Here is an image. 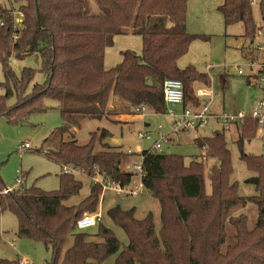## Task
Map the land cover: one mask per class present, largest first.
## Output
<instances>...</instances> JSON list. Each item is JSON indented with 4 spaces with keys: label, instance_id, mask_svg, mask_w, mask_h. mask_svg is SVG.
<instances>
[{
    "label": "trees",
    "instance_id": "obj_1",
    "mask_svg": "<svg viewBox=\"0 0 264 264\" xmlns=\"http://www.w3.org/2000/svg\"><path fill=\"white\" fill-rule=\"evenodd\" d=\"M14 1L22 15L20 26L15 22L13 9L0 4V62L7 82L13 85L0 98V116L20 122L30 113L44 111L46 100L58 102L64 124L56 132L67 135L68 140L58 144L54 159L62 166L80 168L82 175L86 170L88 177H94L96 169L104 178L128 185L134 175L121 169L124 153L103 143L110 133L102 132V149H97L95 134L89 143L79 145L73 130L85 120L135 114L140 106L164 114L167 109L163 85L167 79L182 81L184 101L186 97L191 99L187 90L191 82L209 84L206 74L194 67L182 70L178 66L195 40L207 39L187 30L188 0ZM253 1L224 0L218 8L226 27L242 23L244 36L251 40L258 31L264 36V0L260 27L253 21ZM120 35L140 36L142 54L127 51L119 65L106 69V51ZM34 54L41 58L46 82L26 94L36 71L25 68L17 77L10 62L12 58L24 59ZM226 85L223 80L224 90ZM13 95L17 103L8 107L5 98ZM118 102L125 107L123 112L111 108ZM254 126L258 123L246 118L240 127L243 135L237 141L240 159L255 174L246 181L254 186V196H242L238 182L231 179L234 170L225 132L195 141L202 157L217 161L209 170L210 194L205 189L201 156L192 157L187 166L182 154L143 150V183L160 203L161 226L157 231L152 213L137 219L135 208H110L108 217L128 239L122 249L118 237L102 222L92 232L77 228V221L85 213H96L102 188L91 185L86 197L72 203L83 187L75 174L62 173L56 191L20 187L0 195V214L11 212L17 217L19 238L44 244L52 254L46 264H103L115 254V264H264V155L243 151L245 139L255 138L249 135ZM5 188L0 185V192ZM249 205L257 212L252 228L246 214L233 215L235 208ZM228 227L233 231L231 243ZM70 239L72 245L66 248ZM0 264L19 261L0 257Z\"/></svg>",
    "mask_w": 264,
    "mask_h": 264
},
{
    "label": "rangeland",
    "instance_id": "obj_2",
    "mask_svg": "<svg viewBox=\"0 0 264 264\" xmlns=\"http://www.w3.org/2000/svg\"><path fill=\"white\" fill-rule=\"evenodd\" d=\"M224 0H188L187 3V30L191 34L205 35L207 39L195 40L188 53L178 61L180 69L185 70L192 66L199 73L206 74L209 84L203 81L191 82L187 88L191 92V99L185 98V103L194 109L209 104L210 115L205 124L194 130L176 131L174 121L183 115L185 104H167L164 114H156L149 110L142 114H120L113 115L110 119L85 120L79 129L73 130L79 145H85L91 141L92 134L96 135V148L102 149L99 137L103 131L110 135L103 140L111 149L124 153L121 169L131 173L134 163H139L143 150H150L159 141L163 147V153H176L185 156L186 165H190L192 157H202L201 150L195 141L202 137H212L215 133L226 134V142L231 154L234 173L232 180L238 182L239 193L242 196H254L256 190L253 185L248 184L247 179L255 174L247 170L240 159L241 152L238 146L239 137L243 135L238 130L241 125H233L219 119L225 113L244 112L249 115L255 104L264 98V83L258 79V66L264 62V36L258 31L253 40L246 38L245 27L242 23H236L229 27L224 24V19L219 6ZM0 4L8 9H13L15 22L20 26L21 18L18 10L19 5L14 0H0ZM252 17L254 23L262 26L261 0L252 3ZM130 51L141 55L143 41L140 36L120 35L114 39V44L107 50L104 65L106 69L115 67L122 62L123 53ZM12 71L17 77L22 75L25 68L36 71L33 81L30 83L26 94H29L35 85L44 84L46 75L41 71L42 61L39 54L28 56L24 59L12 58L10 62ZM242 71V75L238 74ZM250 79L251 85L248 84ZM223 80L227 81V89H223ZM8 86L0 62V98L5 97ZM193 91H191V90ZM203 92L198 95V91ZM194 95V96H193ZM198 98V99H197ZM8 107L17 103L16 95L5 98ZM200 102V103H199ZM114 104V103H113ZM112 104L118 112H123L121 103ZM46 109L40 112L30 113L23 121H9L0 116V185L12 188L17 179H23L24 188L37 187L45 192L56 191L60 187V176L63 167L54 159V153L58 144L68 140V136H62L56 132L64 124L59 103L53 100L44 102ZM174 111V115L171 114ZM145 124L149 126L146 127ZM259 128V129H258ZM258 130V131H257ZM140 132H146L145 138H139ZM258 132V133H257ZM250 137L245 139L243 151L246 154L264 155V124L251 127ZM162 136H166L162 139ZM247 136V135H245ZM249 137V138H250ZM171 140V141H169ZM28 144L29 148L22 145ZM131 152V154L129 153ZM48 154V156L46 155ZM205 167V189L211 193L209 170L217 164L215 159L202 157ZM96 175L97 171L94 169ZM99 172V171H98ZM88 171L78 174L83 182L81 193L71 199L72 203H78L89 194L90 186L95 184V176L88 177ZM120 205L122 209H136V218L143 219L149 213L154 216L156 230L161 226V206L147 190L138 197L118 196L111 192L101 191V202L96 213H101L102 223L111 229L118 237L122 249L128 243L124 231L113 224L107 215V211ZM90 214V213H88ZM246 214L250 218V227H254L257 212L254 206L246 208H235L233 215ZM95 228L87 231H93ZM18 219L11 212L0 214V257L9 260L25 261L26 264H46L51 260L52 254L43 243L17 236ZM228 243H231L233 231L228 227ZM233 242V241H232ZM227 243V244H228ZM72 245L69 240L66 248ZM117 254L109 257L103 264H115Z\"/></svg>",
    "mask_w": 264,
    "mask_h": 264
},
{
    "label": "built area",
    "instance_id": "obj_3",
    "mask_svg": "<svg viewBox=\"0 0 264 264\" xmlns=\"http://www.w3.org/2000/svg\"><path fill=\"white\" fill-rule=\"evenodd\" d=\"M20 18L22 19V15L19 14ZM253 68L258 67V79L263 81L264 83V62L260 63L258 66L254 63L252 65ZM239 75H242V71H238ZM264 89V86H263ZM163 92H164V100L167 104H182L184 103V85L182 81L177 79H167L163 85ZM203 92L201 90L198 91V95H202ZM147 111L145 106H140L134 110L136 114H142L143 112ZM171 114L174 115V111H171ZM210 115L209 104H205L203 108L201 106L198 109L194 108H185L183 111V115L180 118H177L174 121L173 126L175 127L176 131L180 130H194L198 127H201L205 124L208 116ZM246 118L254 119L258 125L264 124V98L258 101L252 112L247 115L244 112H235V113H225L222 116H219V119L223 120L224 122L231 123L233 125H241ZM146 132H140L139 138L150 137L146 136ZM166 136H162V139H165ZM23 148H29L28 144L22 145ZM153 151L162 153L163 147L162 144L157 141L152 148ZM131 154V152L129 151ZM63 173L65 174H82L83 171L80 168H72L70 166L63 167ZM131 173L134 175L132 181L128 185H121L117 182H112L109 178H104L98 172L95 175V184L101 186L102 191L104 192H111L118 196H131V197H138L144 193L145 187L143 183L144 177V168L142 166V154L140 155L139 163H134L131 168ZM24 185L23 179L18 178L17 183L12 188H5L3 191L0 192V195H5L13 192L14 190L22 187ZM100 222H102V215L101 213H94L88 214L85 213L82 218L77 221V228L79 230H87L97 226ZM19 264H26L25 261H19Z\"/></svg>",
    "mask_w": 264,
    "mask_h": 264
},
{
    "label": "crops",
    "instance_id": "obj_4",
    "mask_svg": "<svg viewBox=\"0 0 264 264\" xmlns=\"http://www.w3.org/2000/svg\"><path fill=\"white\" fill-rule=\"evenodd\" d=\"M107 50H108V49H107ZM106 53H107V51H106ZM105 58H106V56H105ZM118 65H119V64H118ZM116 66H117V65H116ZM248 84L251 85L250 79L248 80ZM263 94H264V92H263ZM183 104H184V103H183ZM111 106H112V105H111ZM200 106H201V105H200ZM200 106H199V107H200ZM111 108H112V107H111ZM185 108H188V107H185ZM253 109H254V108H253ZM251 112H252V111H251ZM251 112H250V113H251ZM118 116H120V115H118ZM145 126L148 127L149 125H148V124H145ZM236 128H237L238 130H240V128H239L238 126H237ZM258 129H259V128H258ZM257 131H258V130H257ZM257 133H258V132H257ZM257 136H258V135H257ZM257 136H256V137H257ZM256 137H255V138H256ZM169 141H171V140H169Z\"/></svg>",
    "mask_w": 264,
    "mask_h": 264
}]
</instances>
